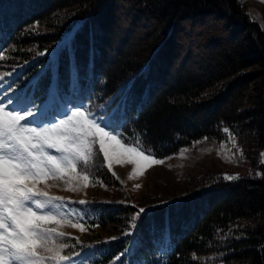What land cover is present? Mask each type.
I'll return each mask as SVG.
<instances>
[{
  "label": "trees",
  "instance_id": "trees-1",
  "mask_svg": "<svg viewBox=\"0 0 264 264\" xmlns=\"http://www.w3.org/2000/svg\"><path fill=\"white\" fill-rule=\"evenodd\" d=\"M0 63L35 93L56 79L93 99L156 156L228 133L264 153V27L241 0H0ZM259 167L206 176L136 219L133 202L84 200L98 225L85 264H264ZM88 171L118 181L98 151ZM59 238L69 257L87 249Z\"/></svg>",
  "mask_w": 264,
  "mask_h": 264
},
{
  "label": "snow or ice",
  "instance_id": "snow-or-ice-1",
  "mask_svg": "<svg viewBox=\"0 0 264 264\" xmlns=\"http://www.w3.org/2000/svg\"><path fill=\"white\" fill-rule=\"evenodd\" d=\"M3 79L0 76V81ZM20 105L19 97L7 101L0 99V264H46L48 261L51 264H66L70 257L63 251L69 245L57 240L66 234L48 225L67 223L81 231L86 229L83 224L73 223L54 213L52 210L59 209L64 198L50 196L39 185L47 184L49 179L67 178L68 190H77L72 186L75 182H82L84 187H88V166L94 163L97 151L102 153L109 171L113 162L134 165L130 179L143 175L154 165L164 164L165 159L157 158L154 151L139 138L129 140L119 130L118 119H98L90 110L76 106L64 111L59 119L32 126L36 120L35 113L46 108L47 104L37 108L33 98L27 101V106ZM224 131L229 132L227 128ZM229 138L236 147L231 133ZM97 144L98 150L95 149ZM238 151L243 156V150L238 148ZM261 157L264 163V153ZM78 166L83 173L78 171ZM112 175L119 180L114 172ZM225 178L232 180L240 177L236 174L226 175ZM97 182L103 184V181ZM78 203L85 204L87 201L80 200ZM144 212V208H139L133 219Z\"/></svg>",
  "mask_w": 264,
  "mask_h": 264
},
{
  "label": "rangeland",
  "instance_id": "rangeland-1",
  "mask_svg": "<svg viewBox=\"0 0 264 264\" xmlns=\"http://www.w3.org/2000/svg\"><path fill=\"white\" fill-rule=\"evenodd\" d=\"M241 8L246 10L251 17L258 20L264 27V0H241ZM6 74L7 72L0 68V76L4 77L0 81V98L4 101L18 95L16 88L11 85L10 81H7L10 79L5 77ZM28 97L29 95H25L20 98L22 106H26L24 101H28ZM67 103L69 102L67 101ZM67 103L65 102V106ZM35 106L38 108L36 104ZM56 106L60 108L61 104H56ZM97 118L106 120L100 115ZM41 124L34 123L32 126ZM233 136L236 147L233 146L229 133L223 138L201 136L192 143L183 146L177 152L157 156V158L165 159V163L154 165L148 168L143 175H137L131 179L129 177L133 172L134 165L113 162L111 172L119 177L117 182L110 183L100 176L90 175L88 187H84L82 182L73 183L72 186L76 187V191L68 190L69 185L65 183L67 178L49 179L47 184L41 183L39 188L48 193L60 194L68 198L101 199L114 204H117L116 201L133 202L146 210L156 203L169 201L183 195L206 176L260 173L259 163L262 162L261 154L263 151L261 149L253 150V148L240 143L235 134ZM238 148L243 150V156L240 155ZM182 152L183 155H181ZM78 171L83 173V169L79 166ZM98 180L103 181V184L98 183ZM136 185H140V187L137 188ZM67 219L73 223L78 222L70 218ZM81 224L84 225L86 231H81L78 227H72L71 224L67 223L55 226L67 236L75 235V239L78 241L90 242L95 233L94 229H91L97 226L96 224H91L93 226H87L85 223ZM101 232L105 233L106 231ZM61 242L58 240V243Z\"/></svg>",
  "mask_w": 264,
  "mask_h": 264
}]
</instances>
